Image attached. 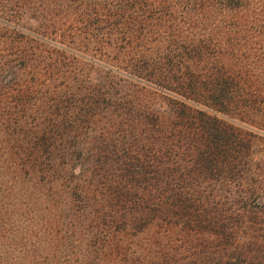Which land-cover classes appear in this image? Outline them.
Returning <instances> with one entry per match:
<instances>
[{
    "label": "trees",
    "instance_id": "16d2710c",
    "mask_svg": "<svg viewBox=\"0 0 264 264\" xmlns=\"http://www.w3.org/2000/svg\"><path fill=\"white\" fill-rule=\"evenodd\" d=\"M29 10L51 37L25 25ZM222 31L264 46V0H0V184H47L75 210L90 198L105 238L160 221L230 238L218 264H264V159L250 130L219 116L245 122L264 103V59L209 62L204 43ZM85 44L141 84L82 73ZM147 86L172 107L136 106ZM73 160L89 164L87 186Z\"/></svg>",
    "mask_w": 264,
    "mask_h": 264
},
{
    "label": "rangeland",
    "instance_id": "374dc122",
    "mask_svg": "<svg viewBox=\"0 0 264 264\" xmlns=\"http://www.w3.org/2000/svg\"><path fill=\"white\" fill-rule=\"evenodd\" d=\"M33 16V10L26 12L25 25L51 37L34 24ZM246 34L212 32L209 34L212 41L204 43L203 53L211 63L215 62L214 57L220 56L231 65L258 68L264 59V46L257 44L255 37L252 39ZM214 41H218L219 45L215 46ZM75 47L83 54L77 64L88 77L102 80L109 74H117L126 78L124 83L141 84L113 71L109 67L111 61L90 50L89 44ZM250 79L260 82L257 74L250 75ZM147 87L148 90L143 92L134 91L136 106L150 104L160 111H168L172 107L175 95L163 90L152 91V87ZM246 100L249 99L246 97ZM121 105L126 109L130 107L125 101ZM130 110L131 113L137 111L132 107ZM248 111L254 114L245 116V122L228 115L232 112L220 113L219 116L252 132V149L263 161L264 103L255 101ZM70 166H73L74 176L78 177V185L87 186L89 172L92 171L89 164L73 160ZM75 180L72 179L73 185L77 184ZM19 183L12 184L7 177L0 184V264H218L219 256L234 251L228 244L230 238L160 221L138 227L118 223L113 235L105 238L97 235L98 229L86 216L90 211L84 206L91 201L90 198L81 200L83 209L75 210L69 208L61 190L60 193L55 192L47 184L36 188L37 185L30 182Z\"/></svg>",
    "mask_w": 264,
    "mask_h": 264
}]
</instances>
